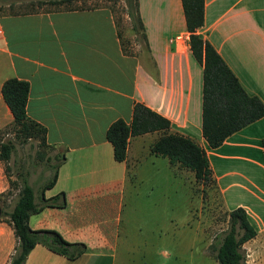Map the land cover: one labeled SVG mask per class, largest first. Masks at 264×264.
<instances>
[{
    "label": "crops",
    "instance_id": "obj_1",
    "mask_svg": "<svg viewBox=\"0 0 264 264\" xmlns=\"http://www.w3.org/2000/svg\"><path fill=\"white\" fill-rule=\"evenodd\" d=\"M57 1L0 0V131L33 133L62 158L43 194L63 191L65 206L43 207L28 225L55 230L85 250L68 260L35 245L24 264H116L131 247L122 228L125 191L142 173L157 170L161 156L150 145L160 132L129 138L125 159L115 161L105 130L116 119L128 121L135 102L201 147L225 210L242 208L256 235L264 231V116L207 146L200 129L202 66L188 46L177 50L168 41L185 31L180 0H136L144 38L132 44L122 34L135 32L110 6ZM196 33L264 104V0H203ZM9 78L27 84L22 119L12 116L1 94ZM7 188L0 161V193ZM14 243L11 227L0 221V264H7Z\"/></svg>",
    "mask_w": 264,
    "mask_h": 264
},
{
    "label": "trees",
    "instance_id": "obj_2",
    "mask_svg": "<svg viewBox=\"0 0 264 264\" xmlns=\"http://www.w3.org/2000/svg\"><path fill=\"white\" fill-rule=\"evenodd\" d=\"M71 0H59L70 2ZM185 30L189 32V50L193 58L202 66L201 70V135L209 148L219 146L233 132L264 116V104L254 96L247 94L236 77L225 65L213 47L196 33L203 21V0H180ZM126 13L131 29L140 38H144L142 23L138 14L136 0H127ZM3 100L12 116L22 119L25 116V100L27 84L24 81L9 78L1 85ZM169 121L160 114L149 109L142 103L135 102L128 121L114 120L105 130V139L111 144L115 161H123L129 138L148 132L158 131L160 135L151 143L150 152L165 157L169 164L185 168L193 173L194 178L201 181L212 180L211 170L205 152L190 138L171 133ZM37 139L41 147V138L33 133H17L10 130L0 131V161L5 174L7 168L4 161L8 160L14 149L13 139ZM264 161V139L261 141ZM39 158H42L40 154ZM47 160L48 157L46 156ZM62 161L59 157L50 179L40 188L38 202L34 201V192L27 182L26 176L17 173L21 185L16 194L15 202L9 211L0 206V220L6 222L13 232L14 246L7 264H24L28 252L41 245L47 250L73 260L82 254L85 245L82 242H68L55 230L31 229L28 218L43 207L65 206V194L58 192L44 197V191L51 188L57 177V167ZM264 178V175H263ZM9 192L12 183L8 179ZM3 193H0L2 195ZM227 228L215 245L214 251L217 264H244L241 251L242 245L256 235V230L249 221L246 212L234 208L227 212Z\"/></svg>",
    "mask_w": 264,
    "mask_h": 264
},
{
    "label": "rangeland",
    "instance_id": "obj_3",
    "mask_svg": "<svg viewBox=\"0 0 264 264\" xmlns=\"http://www.w3.org/2000/svg\"><path fill=\"white\" fill-rule=\"evenodd\" d=\"M80 2L108 5L116 20H126L124 25L131 26L126 13L127 0ZM122 37L127 44L140 41L139 34L127 37L123 33ZM13 142V152L4 161L6 177L12 186L8 193L0 195V206L6 211L12 208L21 185L17 173L26 176L38 202L40 188L50 179L59 159L53 149L39 146L37 139H13ZM155 163L156 171L142 173L141 181L127 186L125 191L122 228L131 247L116 264H217L210 245L216 246L227 228L228 211L213 181L196 179L191 171L177 173L162 157ZM251 224L254 225L252 221ZM241 251L244 264H264V231L245 242Z\"/></svg>",
    "mask_w": 264,
    "mask_h": 264
},
{
    "label": "built area",
    "instance_id": "obj_4",
    "mask_svg": "<svg viewBox=\"0 0 264 264\" xmlns=\"http://www.w3.org/2000/svg\"><path fill=\"white\" fill-rule=\"evenodd\" d=\"M168 41L169 43L173 44L177 50H180L179 48L181 46L189 47V32L186 30L179 32L175 34L174 36H172Z\"/></svg>",
    "mask_w": 264,
    "mask_h": 264
}]
</instances>
